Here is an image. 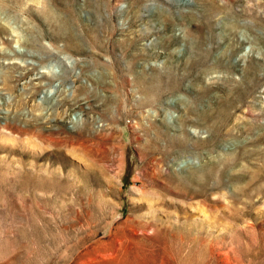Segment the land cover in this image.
<instances>
[{
	"label": "rangeland",
	"instance_id": "374dc122",
	"mask_svg": "<svg viewBox=\"0 0 264 264\" xmlns=\"http://www.w3.org/2000/svg\"><path fill=\"white\" fill-rule=\"evenodd\" d=\"M0 264H264V0H0Z\"/></svg>",
	"mask_w": 264,
	"mask_h": 264
}]
</instances>
